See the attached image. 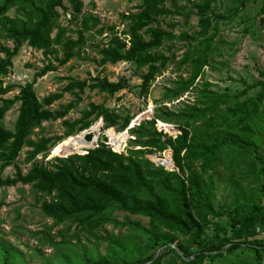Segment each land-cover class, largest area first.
I'll return each mask as SVG.
<instances>
[{
	"label": "trees",
	"instance_id": "obj_1",
	"mask_svg": "<svg viewBox=\"0 0 264 264\" xmlns=\"http://www.w3.org/2000/svg\"><path fill=\"white\" fill-rule=\"evenodd\" d=\"M168 1L174 10L166 6ZM235 1L240 6L244 2ZM217 2L196 0L190 12L180 13L184 6L173 0H140L135 12L121 14L125 28L118 32L96 15L83 13L82 0H0V192L18 183L30 186L41 213L52 220L30 235L37 245L53 247L59 264H201L206 259L210 264H263L264 155L259 148L264 143V70L258 71L260 80L235 94L219 93L206 80L195 88L219 51L214 41L218 22L233 12L228 10L227 17L214 14ZM66 13L73 26L61 22ZM191 13L197 16V30L191 33L175 35V23L164 29L158 22L174 14H183L187 22ZM94 33H106V40L95 46L98 66L125 61L145 70L139 77L141 96L148 95L152 82L170 64L186 76L168 81L161 97L153 100L152 119L129 129L134 137L129 145L138 148L118 153L99 141L81 154L37 162L38 155L45 158L57 143L98 118L105 131L117 135L121 132L112 127L123 132L134 116L89 102L78 118L63 119L82 100L85 88L112 96L129 86L126 79L94 76L88 82L68 77L60 91L37 97V78L79 56ZM174 40L186 41L179 60ZM24 44L41 51L48 62L22 85L7 82ZM255 87H260L256 95L242 99ZM15 89L14 95L5 96ZM190 91H195L192 100L180 101ZM64 92L73 99L52 109ZM176 100L178 107L167 106ZM16 103L13 128L7 129L1 119ZM57 119L64 127L60 136L32 138L35 129L44 130L43 122ZM156 119L174 125L180 134L173 138L157 131ZM23 147H28L24 162L31 163L25 173L15 163ZM167 149L172 170L163 167L171 166L169 153L157 155L167 159L158 161L163 166L147 157ZM9 165L15 172L3 177L1 171ZM219 184L226 190L220 202ZM3 204L0 199V208ZM116 213L124 216L119 219ZM160 248V255L149 262ZM215 258L220 260L215 263ZM0 264L24 260L0 241Z\"/></svg>",
	"mask_w": 264,
	"mask_h": 264
},
{
	"label": "rangeland",
	"instance_id": "obj_2",
	"mask_svg": "<svg viewBox=\"0 0 264 264\" xmlns=\"http://www.w3.org/2000/svg\"><path fill=\"white\" fill-rule=\"evenodd\" d=\"M189 1L173 0L177 7L184 6V10H180V13L183 11L186 13L191 11V2L196 0ZM82 2L83 13H92L99 18L101 24L114 25L118 32H121L125 28V22H123L121 14L135 12L140 0H82ZM166 6L174 10V7L170 5L169 1L166 3ZM215 6L214 14H222L227 17L228 10H232L233 12L232 15L218 22L214 41L219 51L214 53L213 61L204 68L203 77L196 81L195 88L202 81L206 80L211 84V88L219 93L235 94L243 90L247 85H252L254 82L260 80L258 71L264 70V12L262 13L261 11L264 9V0H244L242 6L237 4L235 0H220ZM9 14H13V12ZM261 18H263L262 22L260 21ZM60 20L64 25L73 26V24L69 23V14L67 13L62 15ZM158 22L164 29H169L167 24L175 23L176 26L174 28L171 27L175 35L180 34V32L191 33L197 30V16L194 13H191L187 22L183 14H174L158 20ZM105 40L106 33L102 35L92 34L91 38H87L86 46L80 50L79 56L73 57L66 64L58 66L56 70L48 71L45 75L37 78L34 84L37 97L41 99L51 92L60 91L67 83L68 79L66 78L68 77L80 80L86 79L88 82H91V78L94 76H105L113 82L119 79H126L129 86L112 96L105 93H98L97 90L85 88L80 94L82 100L63 119L73 120L78 118L81 109L87 107L89 102L104 104L116 113L122 112L123 114L136 116L144 112L149 104L153 105L154 99L161 97L164 86H169L168 81L176 80L179 74L183 77L186 76L183 71L176 72L175 65L170 64L152 82L148 95L146 97L141 96L139 94V84L141 83L139 77L140 74L145 72L144 69H137L132 63L125 61L106 64L103 67L98 66L94 62L98 58L95 46ZM185 42V40H174L172 42L176 60L180 59L185 50ZM167 44L171 43L169 42ZM161 51L165 55L170 54L165 47ZM51 61L53 64H57L53 59ZM47 62L48 60L41 51L32 49L24 44L14 57L12 71L5 80L22 85L30 81L34 73L39 71ZM259 89L260 87L249 89L242 99L256 95ZM16 92L17 89L9 92L5 96H12ZM194 94L195 91H190L182 96L180 101L192 100ZM72 99L73 96L70 93L64 92L62 98L55 101L50 107L56 109L59 104H66ZM167 106L178 107L179 104L174 101L172 104H167ZM17 108L18 103L13 105L1 119L2 125L7 129L13 128ZM61 121L62 119L43 122L44 130L40 132L38 129H35V134L32 135V138H36L39 135L60 136L64 131ZM96 123L100 124V130L97 135L98 141L93 146L98 144L103 133H109L105 131L107 128L103 126L104 123L101 118L95 120L91 126ZM91 126L86 130L89 131ZM112 129L116 132H122L113 127ZM80 133L73 135V137L80 135ZM129 140H132V135L128 131L125 147L120 152H125L127 148L132 147L129 145ZM132 148L136 149L138 147ZM88 149H91V147ZM27 150L28 147H23L15 160V163L22 169L23 173L31 166V163L24 162ZM259 151L264 155V143L259 148ZM71 152H75L72 154H81L78 151ZM166 153H170V149L164 152L152 153L154 160L151 159L152 154L147 155V157L156 165H160L158 161H166L167 159H161L159 157H163ZM63 156L52 155L50 150L45 158L38 155L36 160L37 162H45L47 160L51 161L55 157ZM166 167L164 166L167 170L175 169L174 165ZM14 172V166L9 165L1 171V174L3 177L13 176ZM29 189V185H21L20 183L15 186L1 188L0 199L3 200L4 204L0 208V241L3 244L5 243L12 252L19 254L23 258L24 264H45L49 261L52 264H59L55 249L48 244L44 246L37 245L36 238L30 235L31 231L42 230L44 225H50L52 220L41 213L39 208L40 204L36 203L35 196L30 193ZM225 196L226 190L219 184L217 191L218 201L220 202ZM116 215L119 219H122L124 216L123 213H116ZM131 218L139 219L143 223L147 222L146 219L137 216H131ZM107 229H111V226H107ZM55 230L56 228L50 232L51 235H53ZM55 240L59 239L56 238ZM218 260L220 258H215V263ZM201 264H210V260L206 259Z\"/></svg>",
	"mask_w": 264,
	"mask_h": 264
},
{
	"label": "bare ground",
	"instance_id": "obj_3",
	"mask_svg": "<svg viewBox=\"0 0 264 264\" xmlns=\"http://www.w3.org/2000/svg\"><path fill=\"white\" fill-rule=\"evenodd\" d=\"M100 130V124L96 123L90 128V132L92 133V139L89 141L84 140L82 137V134L77 135L75 137L69 136L65 139H63L61 142L57 143L52 149H51V154L52 155H57V156H63L69 154L71 151H78L80 152L82 149H88L92 148L93 145L98 141L97 140V135ZM109 134V135H108ZM107 138H108V143L112 145V148L116 151H120L126 144V137L127 133L125 131L113 135L111 133H106ZM83 152V151H82ZM80 152V153H82ZM169 160H171L170 156L168 157ZM171 162V161H170ZM171 166H173L171 162ZM170 166V167H171Z\"/></svg>",
	"mask_w": 264,
	"mask_h": 264
},
{
	"label": "built area",
	"instance_id": "obj_4",
	"mask_svg": "<svg viewBox=\"0 0 264 264\" xmlns=\"http://www.w3.org/2000/svg\"><path fill=\"white\" fill-rule=\"evenodd\" d=\"M179 100H176V102H178ZM152 114H153V105L149 104L146 108V110L144 112H142L141 114H137L136 116H134L131 120L130 123L128 124V126L126 127V129L124 130L126 133H128L129 129L138 126L140 124V122L142 120H150L152 119ZM155 128L157 131L162 132L164 134H167L171 137H175L177 134H180V131L172 124L170 123H166L160 120H155V124H154ZM86 130V129H85ZM82 134V132L80 133ZM106 134V133H105ZM134 137L132 136V139ZM107 147H110L113 151L120 153V151H116L112 148V145L107 143H104ZM98 146V144H96L95 146H93L92 148ZM125 147V146H124ZM124 147L121 149V151L124 149ZM153 155V154H152ZM155 155V154H154ZM173 164V163H172ZM161 166H163L162 164H160ZM164 167V166H163ZM172 170V169H170Z\"/></svg>",
	"mask_w": 264,
	"mask_h": 264
},
{
	"label": "water",
	"instance_id": "obj_5",
	"mask_svg": "<svg viewBox=\"0 0 264 264\" xmlns=\"http://www.w3.org/2000/svg\"><path fill=\"white\" fill-rule=\"evenodd\" d=\"M260 21L262 22V21H263V18H261ZM81 132H82V137L84 138V140L89 141V140L92 139V136H93V135H92V133H91L90 131L83 130V131H81ZM100 141H101L102 143H107V142H108V138H107V135H106L105 133H103V134L101 135ZM169 156H170V153H169ZM63 157H66V156H63ZM170 158H171V157H170ZM171 162H172V159H171ZM170 246L173 247L174 244H170ZM227 246H228V245L223 246V249H225ZM161 250H162V248L158 249V250L156 251V253L154 254L153 258H152L149 262L155 260V259L160 255ZM177 252L180 254V251H179V250H177Z\"/></svg>",
	"mask_w": 264,
	"mask_h": 264
}]
</instances>
